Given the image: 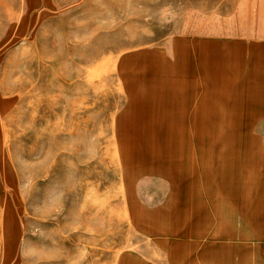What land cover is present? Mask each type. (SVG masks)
Here are the masks:
<instances>
[{
    "label": "rangeland",
    "instance_id": "1",
    "mask_svg": "<svg viewBox=\"0 0 264 264\" xmlns=\"http://www.w3.org/2000/svg\"><path fill=\"white\" fill-rule=\"evenodd\" d=\"M240 2L0 0V264H264Z\"/></svg>",
    "mask_w": 264,
    "mask_h": 264
},
{
    "label": "crops",
    "instance_id": "2",
    "mask_svg": "<svg viewBox=\"0 0 264 264\" xmlns=\"http://www.w3.org/2000/svg\"><path fill=\"white\" fill-rule=\"evenodd\" d=\"M239 13L240 37L243 38V35L247 37L245 38L246 44L264 45V0H250L249 7L247 0H245V5L241 0ZM243 14H245V18H243ZM247 15L249 16V22L247 21ZM248 40H256L257 42L252 43Z\"/></svg>",
    "mask_w": 264,
    "mask_h": 264
},
{
    "label": "bare ground",
    "instance_id": "3",
    "mask_svg": "<svg viewBox=\"0 0 264 264\" xmlns=\"http://www.w3.org/2000/svg\"><path fill=\"white\" fill-rule=\"evenodd\" d=\"M157 140H159V139H157ZM161 142V141H160ZM168 142H169V140H168ZM135 145V144H134ZM170 147H171V145H170ZM149 148H151V147H149ZM178 148V147H177ZM154 149V148H153ZM159 149V148H158ZM161 149V148H160ZM159 149V150H160ZM153 151V150H152ZM175 151V150H174ZM131 153V152H130ZM148 155V154H147ZM168 160V159H167ZM132 161V160H131ZM171 161V160H170ZM159 163H161V162H159ZM143 164V163H142ZM144 165V164H143ZM163 165V164H162ZM173 166V165H172ZM166 167V166H165Z\"/></svg>",
    "mask_w": 264,
    "mask_h": 264
}]
</instances>
